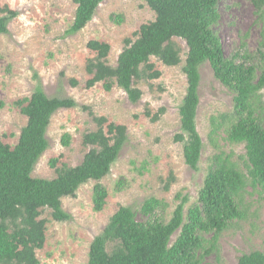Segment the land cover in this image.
<instances>
[{
  "label": "trees",
  "instance_id": "obj_1",
  "mask_svg": "<svg viewBox=\"0 0 264 264\" xmlns=\"http://www.w3.org/2000/svg\"><path fill=\"white\" fill-rule=\"evenodd\" d=\"M74 1L78 7L69 34L85 29L106 0ZM144 1L156 18L141 27L135 41L125 40L116 67L107 63L108 44L88 43L97 57L87 66L92 76L87 88L103 83L111 92L117 85L132 102H138L142 92L135 87V81L161 75L153 71L151 58H158L166 66L180 65L179 49L173 40L183 39L189 48L183 67L188 87L179 110L181 133L175 140L184 144L185 162L194 170L198 169L204 149L197 113L200 68L205 63L234 95L233 109L210 119L209 136L217 152L211 158L197 203L185 213L184 201L167 222L158 213L164 204L156 198L143 204L141 213L146 219L142 221L132 208H120L92 242L87 264H207L212 255L219 262L221 235L235 223L247 220L255 194L264 198V31L255 51L243 42L228 57L217 32L222 0ZM250 1L257 21L264 26V0ZM4 11L9 16L0 18V35L8 32L9 22L17 15L9 9ZM4 106L0 101V110ZM14 106L28 123L15 147L4 144L0 137V264H40L37 250L44 247L47 233L42 211L51 210L55 221L69 220L71 216L63 209L62 199L76 196L78 189L91 181L98 182L94 187V210L103 211L109 193L100 181L117 162L128 141V130L111 123L106 132V119L95 118L97 131L84 135V145L93 148L80 165L63 166L52 180L34 178L35 167L49 148L47 130L53 116L62 109L77 107V103L71 98H51L37 87L30 98L18 100ZM220 139L245 146L246 173L231 154L221 149ZM70 142L71 136L65 134L63 145L68 147ZM57 162L58 159L51 161L52 168ZM238 264H264V253L243 254Z\"/></svg>",
  "mask_w": 264,
  "mask_h": 264
},
{
  "label": "rangeland",
  "instance_id": "obj_2",
  "mask_svg": "<svg viewBox=\"0 0 264 264\" xmlns=\"http://www.w3.org/2000/svg\"><path fill=\"white\" fill-rule=\"evenodd\" d=\"M74 0H0V18L9 16L5 9L17 13L9 22L8 32L0 35V137L4 144L15 147L28 119L14 103L30 98L37 87L47 96L71 98L77 107L62 109L52 118L47 130L48 150L32 174L34 178L52 180L63 166L76 167L93 147L84 145V135L98 129L95 118H105L104 130L111 123L128 130V141L108 176L100 181L109 196L103 211L94 210V187L98 182L82 185L74 197L62 199L63 209L71 216L55 221L52 211H42L47 221L46 242L37 250L40 264H87L94 239L122 207L132 208L139 220H145L141 208L145 201L156 198L164 209L158 213L167 222L177 206L187 201L185 213L197 203L204 186L212 156L217 152L210 140V119L230 112L234 95L214 76L209 63L200 68V105L197 128L203 140V154L198 169L190 168L184 157V144L175 140L181 133L180 106L187 92L183 67L189 51L183 39L175 38L181 64L166 66L152 57L159 78L135 81L142 92L134 103L117 85L107 92L103 83L87 88L92 76L87 71L97 53L88 48L90 41L110 46L107 63L116 67L125 40L137 39L143 25L156 15L144 0H106L92 21L77 34L68 30L75 21ZM217 32L224 54L231 56L243 42L255 51L263 39L264 26L257 21L250 0H222ZM73 81L76 84H73ZM264 98V90L262 92ZM150 113V116L147 115ZM158 117L156 121L153 118ZM71 136L68 147L62 143ZM221 149L233 156L246 173L244 145H232L220 139ZM58 159L55 168L51 161ZM247 220L235 223L221 235L220 261L209 256L207 264H238L243 254L264 253V198H251ZM178 233L172 237L176 240Z\"/></svg>",
  "mask_w": 264,
  "mask_h": 264
}]
</instances>
